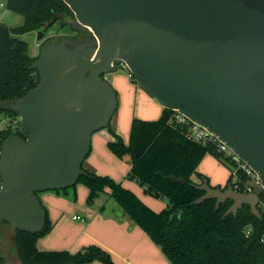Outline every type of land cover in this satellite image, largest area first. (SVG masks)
<instances>
[{"label":"water","instance_id":"obj_1","mask_svg":"<svg viewBox=\"0 0 264 264\" xmlns=\"http://www.w3.org/2000/svg\"><path fill=\"white\" fill-rule=\"evenodd\" d=\"M60 1L73 14L68 25L86 38L44 43L38 33L39 83L8 104L27 138L0 144V223L39 233L45 211L38 194L77 184L92 136L118 109L117 94L103 77L119 62L161 109L232 150L264 191V0ZM189 186L203 193L189 207L213 200L217 210L230 201L224 218H236L244 206L259 216L253 194L213 188L207 179ZM0 254L5 264L19 262L1 247Z\"/></svg>","mask_w":264,"mask_h":264},{"label":"trees","instance_id":"obj_2","mask_svg":"<svg viewBox=\"0 0 264 264\" xmlns=\"http://www.w3.org/2000/svg\"><path fill=\"white\" fill-rule=\"evenodd\" d=\"M5 9L23 19V24L15 28L0 23V112L14 119L18 116L8 104L24 97L39 83L34 69L37 58L30 57L28 43L18 37L52 26L59 17L71 18L73 14L60 0H6ZM172 114L162 109L157 120L133 119L127 144L115 134V141L107 144L116 158L129 160L127 179L135 181L146 195L164 199L165 208L158 213L152 211L120 183L89 172L82 165L77 184L89 191L87 205H93L101 194L108 193L123 215L147 235L171 264H264V244L260 241L264 231L263 211L258 210L259 216L254 217L249 207L244 206L236 218L232 215L224 218L232 205L230 201L217 210L213 200L189 207L203 196L189 186L194 184L190 178L200 161L207 155L217 160L220 157L212 146L192 142L183 129L170 126ZM14 135L27 138L20 123L14 131L8 126L0 132V144ZM170 177L182 179L184 185L170 181ZM198 178L200 183L206 179L202 175ZM227 185L229 179L223 190ZM258 199L264 204V192L258 194ZM44 211L45 224L39 233L13 231L19 264H114L110 254L95 245L83 247L75 254L38 251L37 241L51 231ZM249 225L252 230L246 236ZM0 264H5L2 255Z\"/></svg>","mask_w":264,"mask_h":264},{"label":"crops","instance_id":"obj_3","mask_svg":"<svg viewBox=\"0 0 264 264\" xmlns=\"http://www.w3.org/2000/svg\"><path fill=\"white\" fill-rule=\"evenodd\" d=\"M5 1L3 0V3ZM10 17L7 11L0 13V19L4 22L9 20ZM6 26L9 27L8 25ZM111 74H106L104 79L114 89H120L124 96L129 89L134 97L136 95L139 99H146L148 105L150 104L153 107L152 109L156 116L160 117L162 109L149 96L146 97L141 92L134 90L133 86H128V84L124 86L119 81L120 77ZM137 114L139 116V111ZM114 125V132H118V124ZM127 133L129 134L128 121L125 134ZM103 134V132H97L92 136L91 151L83 164L84 169L97 175L112 178V180L120 183L124 189L133 193L152 211L158 213L163 210L166 203L161 206V209L153 210L150 206V196L149 198H143L140 188H138L139 185L135 181L127 180L128 172H125L126 166L118 162L116 157L108 151L109 137ZM126 139L125 143L128 142V138ZM198 175L206 177L211 187L223 189L227 184L229 170L222 166L214 157L207 155L200 161L196 168V173L190 178L197 185L200 184ZM142 192L144 194V191ZM74 194V197H76L74 203L67 199L69 196L66 192L64 197L54 192L38 194V199L42 207L47 211L48 220L51 224V231L36 243L38 251H66L70 254H75L83 247L95 245L109 253L114 264H171L147 235L137 226H131L123 214L120 219L113 215L104 216L80 205L84 204L89 194L88 189L84 185L77 184ZM78 197H80L81 203H79ZM76 217L80 218V220L74 219ZM66 221L69 224H66ZM67 225H71L73 229H68ZM90 264L100 263L93 262Z\"/></svg>","mask_w":264,"mask_h":264},{"label":"rangeland","instance_id":"obj_4","mask_svg":"<svg viewBox=\"0 0 264 264\" xmlns=\"http://www.w3.org/2000/svg\"><path fill=\"white\" fill-rule=\"evenodd\" d=\"M0 5H3V6H0V13L6 12L7 10L5 9V3H3V0H0ZM9 15L11 16L9 18V20L4 22L2 19H0V21H2L0 23L8 25L9 27H18V26H21L23 24V19L19 15H16V14H13L10 12H9ZM68 21H73V18L72 17L71 18L59 17L58 20L52 26H49V28L48 27L45 28V26H44V27L40 28V30H38V31L28 33V34H25L23 36L18 37V39L27 42L29 45V50H30V52H29L30 57L31 58H37L38 54H39V42L36 40L38 33L42 32L44 34V36L47 38L46 40H48V42H57L61 39L69 38L70 36L72 37V33L67 28L64 29V27H66V25L69 23ZM47 28H48V30H47ZM111 75L120 77L119 81L122 82L124 84V86L126 84H128V86H133L134 90L141 92V94H143L147 97V95L140 89L139 85L136 82L133 83L131 81L132 78L129 77L128 70L118 68V70L116 72L112 73ZM130 89H131V87H130ZM114 90L117 94L118 109H117L115 115L113 116L110 125L107 128H105L104 130H101L99 132H103L105 135H107L109 137V139H108L109 142L115 141V139H114V134H115L122 139L124 144H127L128 142L125 143V140H127L126 138H128V140H129V134L128 133L125 134L126 127H127V121H128V131L130 133V126H131L133 119H140V120H144V121H153V120H157L159 116L158 117L156 116V114L154 113V111L152 109L153 107L150 104L148 105V103L146 102V99H142V98L139 99L136 97V95L134 97L131 90L129 91V89H128V91H127L128 93H126L125 96L120 91V89H118V90L114 89ZM138 111H139V116L137 114ZM155 117H157V118H155ZM11 124H12V119L11 120L7 119L0 112V132L3 131L4 129H6V127L8 125H11ZM114 124H118V132H114V128H115ZM116 159L118 160V162L123 163L126 166L125 172H128V174H129L130 169H131L129 160L127 158L123 159V160H120L118 158H116ZM217 161L222 166H224L225 168H227V169L229 168L226 164H224V162L221 159L217 160ZM127 180H129V179H127ZM116 183H118V182H116ZM138 188H140L141 195L143 196V198L144 197L149 198L148 195H146L145 193L143 194V192H142L143 188H141L140 186ZM74 190H75V187H72V188H69L67 190L54 191V193H59L60 196L64 197V193L66 192L69 196L67 199H69V201L71 200L74 203V201L76 200V197H74V195H75ZM78 200H79V203H81L80 197H78ZM164 204H165L164 199H161V198L157 199V198L150 197V206L153 210L161 209V206H163ZM80 205H82L83 207L84 206L88 207L90 210H94L98 213L103 214L104 216L113 215V216L118 217L116 214H117V212H120L119 211L120 209L116 206L114 200L109 196L108 193L101 194L98 197V199L94 202L93 205H90V206L87 205L86 200L84 201V204H80ZM262 206H263V203H260L259 208L262 209ZM100 210H102V211H100ZM120 213H122V212H120ZM125 218L127 219V217H125ZM119 219H120V217H119ZM127 221L130 222L128 219H127ZM66 224H69L68 221H66ZM130 224H131V226H134L131 222H130ZM67 226H68V229H73V227L71 225H67ZM0 236H1L0 247L7 250L10 254L15 255L16 252H15V248H14L12 228L9 225H6L4 223H0ZM0 255H2L4 257V259L6 260V258L3 254H0ZM16 264H19V262H17Z\"/></svg>","mask_w":264,"mask_h":264},{"label":"built area","instance_id":"obj_5","mask_svg":"<svg viewBox=\"0 0 264 264\" xmlns=\"http://www.w3.org/2000/svg\"><path fill=\"white\" fill-rule=\"evenodd\" d=\"M3 6V5H0ZM118 68L126 69V66L123 62L117 64ZM127 70V69H126ZM129 77L130 74H129ZM132 78V77H131ZM11 120V118L6 117ZM20 118L12 119V124L8 125L12 130H16L19 126ZM168 124L174 128H181L185 136L192 142L200 144L202 146H212L215 152L219 155L220 159L228 165L229 170V186L235 193L239 194H253L258 198V194L263 191L261 181L257 174L252 171L244 162H242L232 150L226 147L224 144L219 142L212 134L207 132L206 129L201 128L193 123H190L185 117L174 113L170 116ZM7 126V127H8ZM22 127V126H21ZM15 136V135H14ZM1 156V151H0ZM259 200V199H258ZM258 202L257 209L264 212V204L262 209L259 208ZM80 220V218H74ZM252 227L249 225L245 229V235L249 236L251 233ZM261 243L264 244V231L261 235Z\"/></svg>","mask_w":264,"mask_h":264},{"label":"flooded vegetation","instance_id":"obj_6","mask_svg":"<svg viewBox=\"0 0 264 264\" xmlns=\"http://www.w3.org/2000/svg\"><path fill=\"white\" fill-rule=\"evenodd\" d=\"M73 18V17H72ZM46 28V27H45ZM49 28V27H48ZM48 28H47V30H48ZM68 29L71 33H72V37L70 36L69 38L70 39H72V40H74V41H76V42H84L85 41V34L82 32V31H74L73 29H72V27L71 26H69L68 24L66 25V27H64V29ZM47 38L44 36V43H47L48 42V40H46ZM40 44L41 43H39V48H40ZM104 78V77H103ZM0 238H1V236H0Z\"/></svg>","mask_w":264,"mask_h":264}]
</instances>
